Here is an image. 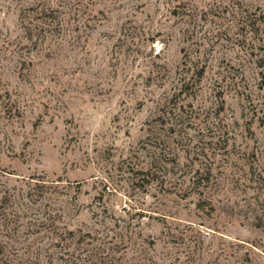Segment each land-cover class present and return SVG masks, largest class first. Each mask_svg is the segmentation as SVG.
<instances>
[{"label":"rangeland","instance_id":"rangeland-1","mask_svg":"<svg viewBox=\"0 0 264 264\" xmlns=\"http://www.w3.org/2000/svg\"><path fill=\"white\" fill-rule=\"evenodd\" d=\"M0 245L264 264V0H0Z\"/></svg>","mask_w":264,"mask_h":264},{"label":"trees","instance_id":"trees-1","mask_svg":"<svg viewBox=\"0 0 264 264\" xmlns=\"http://www.w3.org/2000/svg\"><path fill=\"white\" fill-rule=\"evenodd\" d=\"M255 22H256V19L255 20H253V22H251V20H247L246 18H242V28L243 29H246L248 32H252V33H254V24H255ZM256 30H257V28H256ZM256 47L254 46V45H250V47H248L247 46V48L245 49V51L246 52H248V50H249V54L250 55H253L254 54V49H255ZM258 62H259V65L258 66H262L261 65V63H262V60L261 59H259L258 60ZM196 68H197V65H196ZM205 69H206V67L204 66V65H202V66H200V67H198L197 68V71H196V74H197V77H198V80H200L202 77H203V75H204V73H205ZM225 79V77L223 76V78H222V80H224ZM232 85L234 86V84L232 83ZM219 94H221L222 92L220 91V89H219ZM153 167H155V170H153L154 172H152L151 174H150V172H147L146 174L145 173H142L143 175H145V176H150L151 175V177H153L154 175H158V169H157V166L155 165V166H153ZM209 168V167H208ZM209 170H210V168L209 169H207V171H208V173L206 174L207 176H205V178H204V180L206 181V182H208L209 181ZM69 234H72V233H69ZM0 254H3V246H1L0 245ZM4 260V264H8V262L6 261V259H3ZM0 261L2 262V256L0 257Z\"/></svg>","mask_w":264,"mask_h":264}]
</instances>
